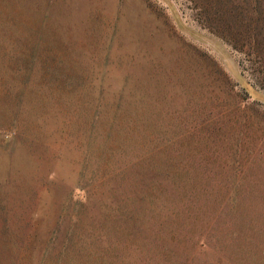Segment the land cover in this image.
I'll return each instance as SVG.
<instances>
[{"label": "rangeland", "instance_id": "rangeland-1", "mask_svg": "<svg viewBox=\"0 0 264 264\" xmlns=\"http://www.w3.org/2000/svg\"><path fill=\"white\" fill-rule=\"evenodd\" d=\"M0 264H264V0H0Z\"/></svg>", "mask_w": 264, "mask_h": 264}]
</instances>
